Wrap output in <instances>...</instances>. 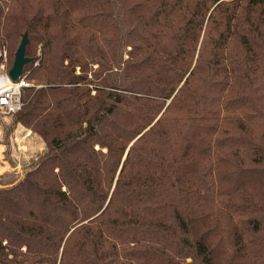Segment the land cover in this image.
Wrapping results in <instances>:
<instances>
[{
	"label": "trees",
	"instance_id": "trees-1",
	"mask_svg": "<svg viewBox=\"0 0 264 264\" xmlns=\"http://www.w3.org/2000/svg\"><path fill=\"white\" fill-rule=\"evenodd\" d=\"M24 33L0 264H264V0H0Z\"/></svg>",
	"mask_w": 264,
	"mask_h": 264
},
{
	"label": "rangeland",
	"instance_id": "rangeland-1",
	"mask_svg": "<svg viewBox=\"0 0 264 264\" xmlns=\"http://www.w3.org/2000/svg\"><path fill=\"white\" fill-rule=\"evenodd\" d=\"M2 51H0V54ZM3 54H5L3 52ZM1 57V56H0ZM3 61V62H2ZM0 60V67L3 66L0 72L7 73V65L4 59ZM33 85V82L27 80ZM39 87V85H37ZM13 114H0V143L5 145V148H0V188L11 186L22 179L25 169L30 165V162L41 151V142L32 135L29 131H24L17 126L13 132L6 134V125L12 123ZM2 157V159H1ZM16 165V168L13 166Z\"/></svg>",
	"mask_w": 264,
	"mask_h": 264
},
{
	"label": "built area",
	"instance_id": "built-area-1",
	"mask_svg": "<svg viewBox=\"0 0 264 264\" xmlns=\"http://www.w3.org/2000/svg\"><path fill=\"white\" fill-rule=\"evenodd\" d=\"M0 68L2 70L3 66ZM0 79L3 81V85L0 87V114H13L20 110L22 106L21 94L31 84L27 82L26 75H23V73L17 81L13 82L9 79L7 73L0 72Z\"/></svg>",
	"mask_w": 264,
	"mask_h": 264
},
{
	"label": "water",
	"instance_id": "water-1",
	"mask_svg": "<svg viewBox=\"0 0 264 264\" xmlns=\"http://www.w3.org/2000/svg\"><path fill=\"white\" fill-rule=\"evenodd\" d=\"M27 44V34L24 33L21 41L15 51L14 60L11 68L7 72L9 79L13 82L17 81L23 73V68L26 64L32 62V59L25 56V48ZM3 85V81L0 79V87Z\"/></svg>",
	"mask_w": 264,
	"mask_h": 264
},
{
	"label": "crops",
	"instance_id": "crops-1",
	"mask_svg": "<svg viewBox=\"0 0 264 264\" xmlns=\"http://www.w3.org/2000/svg\"><path fill=\"white\" fill-rule=\"evenodd\" d=\"M20 128H21V127H20ZM23 130H24V129H23ZM24 131H26V130H24ZM26 132H27V131H26ZM29 135H30V132H29ZM0 148H5V145H4L3 143H2V144L0 143ZM1 152H2V151L0 150V156H1ZM1 159H2V157H1ZM0 162H1V161H0ZM13 168H16V165H14Z\"/></svg>",
	"mask_w": 264,
	"mask_h": 264
}]
</instances>
